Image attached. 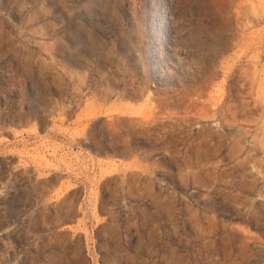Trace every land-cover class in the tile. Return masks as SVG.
<instances>
[{
  "label": "rangeland",
  "instance_id": "rangeland-1",
  "mask_svg": "<svg viewBox=\"0 0 264 264\" xmlns=\"http://www.w3.org/2000/svg\"><path fill=\"white\" fill-rule=\"evenodd\" d=\"M0 264H264V0H0Z\"/></svg>",
  "mask_w": 264,
  "mask_h": 264
}]
</instances>
